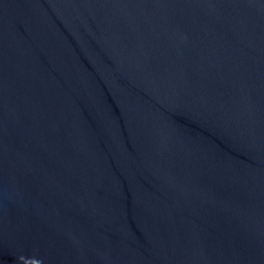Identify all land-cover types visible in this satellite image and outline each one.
Wrapping results in <instances>:
<instances>
[{
	"label": "water",
	"instance_id": "obj_1",
	"mask_svg": "<svg viewBox=\"0 0 264 264\" xmlns=\"http://www.w3.org/2000/svg\"><path fill=\"white\" fill-rule=\"evenodd\" d=\"M0 264H264V0H0Z\"/></svg>",
	"mask_w": 264,
	"mask_h": 264
}]
</instances>
